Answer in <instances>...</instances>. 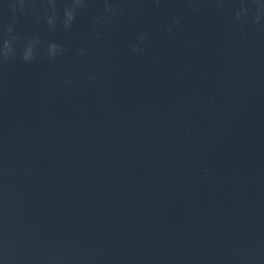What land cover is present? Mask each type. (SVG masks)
<instances>
[{
	"label": "water",
	"instance_id": "1",
	"mask_svg": "<svg viewBox=\"0 0 264 264\" xmlns=\"http://www.w3.org/2000/svg\"><path fill=\"white\" fill-rule=\"evenodd\" d=\"M261 208L264 0H0V230Z\"/></svg>",
	"mask_w": 264,
	"mask_h": 264
},
{
	"label": "clouds",
	"instance_id": "2",
	"mask_svg": "<svg viewBox=\"0 0 264 264\" xmlns=\"http://www.w3.org/2000/svg\"><path fill=\"white\" fill-rule=\"evenodd\" d=\"M68 19L69 20H71L72 19V15L71 14H69V16H68ZM257 19H259V16H257ZM53 48H55L56 46L55 45H53L52 46ZM5 57L7 58V56L5 55ZM25 60H27V58H25Z\"/></svg>",
	"mask_w": 264,
	"mask_h": 264
}]
</instances>
